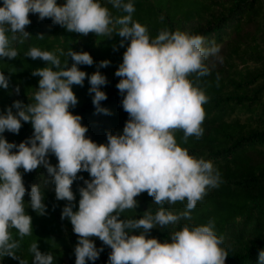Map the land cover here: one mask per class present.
Segmentation results:
<instances>
[{
    "label": "clouds",
    "instance_id": "obj_1",
    "mask_svg": "<svg viewBox=\"0 0 264 264\" xmlns=\"http://www.w3.org/2000/svg\"><path fill=\"white\" fill-rule=\"evenodd\" d=\"M108 2L125 14L114 18L101 0H0V58L18 56L12 42L18 39L17 34L22 39L30 36L25 30L31 22L29 13L39 19L50 18L70 32L102 37L116 33L123 38L122 46L127 40L114 74L120 77L116 87L123 94L122 107L129 116L120 133H106L107 143L94 142L85 135L87 126L81 123V116L69 110L78 102L72 85L82 86L87 75L77 65H92L91 55L71 48L57 50L71 57L72 64L67 66L66 59L62 63L60 55L48 50L31 47L25 53L46 64L32 72L39 77L32 102L13 101L0 112V258H18L15 250L20 240L32 234L19 169L28 172L43 166L56 199L69 202L62 208L61 218L69 219L78 236L75 264L95 261L102 251L90 237L110 247L107 264H225L228 252L213 220L184 224L163 242L146 236L153 227L175 224L181 218L191 220L197 202L221 182L210 160L190 155L174 137L177 129L183 131L185 141L203 134L202 105L208 97L189 76L210 74L205 61L209 57L222 59L219 45L215 41L206 44L203 35L179 29L164 28L150 37L146 26L132 18L134 0ZM109 63L101 60L99 67ZM87 79L95 110L107 114L108 109L101 106L107 99L101 90L106 77L97 69ZM8 86V76L0 71V88ZM22 121L31 123L32 135L18 144L7 141L3 133H17ZM49 153L55 155L56 165L49 163ZM81 171H87L90 180L79 188L78 208L73 211L71 185ZM142 192L161 207L155 214L145 211L139 218L120 219L125 210L136 208L135 197ZM28 195L27 206L37 214H46L40 185H31ZM177 201H186L183 212L173 214L162 207L165 202ZM12 229L20 239L13 237ZM131 230H137L136 234ZM29 251L31 264L54 262L53 255L42 253L36 241ZM18 259L19 264H27ZM257 264H264V249L259 251Z\"/></svg>",
    "mask_w": 264,
    "mask_h": 264
},
{
    "label": "trees",
    "instance_id": "obj_2",
    "mask_svg": "<svg viewBox=\"0 0 264 264\" xmlns=\"http://www.w3.org/2000/svg\"><path fill=\"white\" fill-rule=\"evenodd\" d=\"M60 2L62 0H58ZM101 3L114 18L125 14L113 9L108 0H101ZM134 8L133 20L146 26L150 37H155L164 28L201 34L206 44L215 41L219 45L222 58L209 57L205 61L210 67L209 75L189 76L208 97L202 105L205 114L201 124L203 134L199 138L189 136L185 141L183 131L174 130L177 143L190 155L213 163L221 182L218 187L208 189L197 202L191 210V220L181 218L175 224L153 227L146 236L163 242L184 224L200 225L213 220L215 232L223 237V247L228 252L225 264H257L259 251L264 249V0H134ZM29 19L31 22L25 30L30 36L22 39L17 34L18 39L12 42L18 56L0 58V71L9 78L8 88H0V112L11 107L13 101L31 102L24 100L32 97L39 79L32 72L46 64L39 58L25 56L31 47L57 55H60L57 50L67 52L70 48L87 51L93 64L77 66L87 75L98 69L106 77L101 90L107 99L101 101V106L108 109V113L95 110L87 75L82 86L72 85L78 102L69 110L81 116V123L87 126V137L98 144L107 143L106 133H120L129 118L122 107L123 94L116 87L120 77L114 74L122 62L128 41L124 40L122 46L123 38L116 33L102 37L92 32L87 35L70 32L50 18L39 19L34 13H29ZM65 59L70 66L71 57L60 55L62 63ZM105 59L110 63L100 68L99 62ZM12 111L15 112V108ZM32 133L31 123L22 121L17 133L6 130L3 135L7 141L18 144ZM48 160L52 165L57 163L52 153L48 154ZM19 171L26 188L23 199L25 211L31 216L32 234L20 240V247L15 250L17 257L31 264L29 247L36 241L42 253L53 255V264H75V260L60 261L73 254L71 244L75 233L69 219L61 218L62 208L69 202L56 199L54 185L43 166L28 172L22 168ZM77 177L71 185L73 211L78 208L79 188L85 186V180H90L87 171L78 172ZM33 184L40 185L46 205L44 215L27 206L28 191ZM135 199L136 208L125 210L120 219L139 218L145 211L155 214L151 208L153 199L147 192L140 193ZM185 204L186 201L165 202V211L183 212ZM11 231L14 238L20 239L15 229ZM131 231L132 234L137 232ZM90 239L101 245L102 251L95 261L86 264H107L110 247L97 237ZM18 258L4 256L0 258V264H19Z\"/></svg>",
    "mask_w": 264,
    "mask_h": 264
},
{
    "label": "rangeland",
    "instance_id": "obj_3",
    "mask_svg": "<svg viewBox=\"0 0 264 264\" xmlns=\"http://www.w3.org/2000/svg\"><path fill=\"white\" fill-rule=\"evenodd\" d=\"M28 101H31V102H32V97H28L26 100H24V102H28ZM160 207H161L160 205H157V204H155V203H153V202H152V204H151V208H152L153 210H155V211H157ZM162 207H163L164 210H165V203L162 205ZM65 234L68 235L67 232H65ZM68 236H69V235H68ZM72 236H73V242H72V244H71V248L73 249V254H72L71 257H64V258H62V259L60 260V261H62V262H64V263H68V262H70L71 260H75L74 247H75V245H76L77 242H78V236H77L76 234H73ZM69 239H70V237H69ZM94 244H95V246H96L98 249H101V248H102L101 245H99V244H97V243H95V242H94Z\"/></svg>",
    "mask_w": 264,
    "mask_h": 264
}]
</instances>
